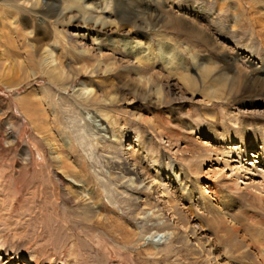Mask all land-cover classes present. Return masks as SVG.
<instances>
[{"label": "rangeland", "instance_id": "obj_1", "mask_svg": "<svg viewBox=\"0 0 264 264\" xmlns=\"http://www.w3.org/2000/svg\"><path fill=\"white\" fill-rule=\"evenodd\" d=\"M164 1L165 4L162 6ZM179 1L183 6L186 1L196 3V0ZM206 1L215 3V11L221 8L219 7L221 4L226 3L230 19H237V16L246 21L251 19L250 21L255 25L258 48L264 51V24H258L259 20L264 21V0ZM157 2L161 7L156 5ZM166 2V0H142L138 3L136 7L147 9L146 11H161L164 18L155 24H148L146 28L139 31L141 33L138 35H145L150 39L155 50L154 53L158 52L160 48H172V55L174 59H177L173 66L174 73H172L176 75L175 77L172 76V73L167 75L172 74L171 77L176 79L177 76L186 73L196 81L197 87L194 92L184 91L185 95L182 97L186 96V98L181 99L179 95H169L168 101L171 100L169 106L160 105L152 93L151 99L145 102L138 98L132 102L129 100L128 108L124 109L122 114H118V117L114 116L118 120L114 129L107 121L102 122L98 118L94 120L93 109L79 107L78 110L82 115H78V112L68 114V119L61 116L65 123V130L60 131L51 127L54 143L63 147L62 139L69 142L71 138L76 143L79 149L78 154H81L88 164L85 170L86 174L80 173L86 182L83 187H80V184H75L77 187L66 186V183L61 184L58 181L60 177L66 180L65 170L62 169L61 164L52 159L50 150L42 141V136L34 131L33 125L22 114L17 104L16 94L24 95L34 87L47 86L46 78L40 75L37 80L21 82L18 89L14 90L6 89L0 82V264H224L225 262L230 264H264V257L260 256L262 254L259 251L260 247L257 246L253 238L250 240L245 234V230L250 227L251 223L247 219L250 217H255L258 221L264 219V212L250 208L252 199L256 204H264L262 202L264 201V193H262V188H264V154L254 155L251 149L244 151L241 145H236L239 139L232 141L229 134L230 132L237 134L241 129V131L254 130L259 123L264 121V90L251 96L249 94L234 96L227 103L217 100L207 103L200 93L203 88L199 82L198 67L202 63L210 65L216 63L221 67L219 55L215 54L212 48L200 45L199 31L201 27L198 24L194 25L193 39H189L190 37L187 36L185 22L180 21L176 30L173 28L176 25L172 27L168 24L169 20L181 18V14L186 11L184 9L181 13V10L179 11L175 6L168 2L166 4ZM225 6L222 7L226 10ZM11 9L13 10V8ZM1 19L0 15V74L7 71L5 66L13 67L11 79H18L23 75L16 65V57L18 56V59L24 62L25 55L26 58H29V54H32L33 57L39 59V53L33 54L28 50L29 47L24 49L23 39L14 42V47L7 45L3 33L9 34L10 30L6 26L4 29L2 28ZM17 19H20L22 23L25 20L21 31L26 38L27 32L31 30V24L28 25V23L31 22L24 16H19V18L17 16ZM35 24L33 27L36 26V31H41L37 36L40 37L43 49V43L46 41L44 40L45 36L48 39V28H46V23L45 25ZM72 33H76V31ZM13 37L16 39V35ZM187 40L193 41L195 47L187 48ZM26 43L31 48H35L38 44L29 38H26ZM262 55L264 53L260 52L259 56ZM191 56H194L196 60H193ZM233 61L238 63L239 59L236 58ZM259 73V76L264 78V71ZM81 81L77 80L71 83L66 91H56V93L68 98L72 97L80 88ZM127 96L131 98L126 94L125 97ZM131 108L141 114L147 123L136 122L134 125L135 121H131L132 118L129 116V113H133ZM51 111H54L55 114L57 112V116H60L59 110L53 107L49 110L50 121L53 120ZM158 125L169 127L170 140L154 131V127ZM128 127L130 128L128 129ZM200 127H213L219 133L224 132V136H219L217 140H204L205 136L198 134ZM228 128L231 130L230 132L226 130ZM101 129H103L102 133L99 132ZM130 129L129 138L125 143L123 142V145L132 143L134 136L132 132L137 129L145 139L147 149L153 151V157L157 159L158 164L165 165L166 158L171 157L178 163L184 164L190 171L192 170L191 172L188 170L190 177L200 174L205 198L200 202L199 200L198 202L193 201L196 197L200 199L197 191L195 197L192 198V203H188V205L194 214L198 215L201 225H203L202 229L195 226L197 238L201 239V242L209 240V244L214 247V253L218 256L216 260L213 259V255L207 256L206 252L200 253L197 250L196 239L193 240L190 235L188 236V238L191 237L187 243L188 246L178 244L176 238L183 235L185 228L180 230L179 235H172L171 231L167 229L162 230L164 220L161 219L160 211L152 215L151 211L145 209V212L143 211L138 216H132L127 211L128 203L124 202L126 197H122L120 194L122 192L129 194L128 189L127 187L123 188V185L116 183L115 178L109 176L111 166L104 161L106 149H101L100 144H104L106 141L107 149H109L114 142L112 130L128 132ZM221 139H227V141L221 142L219 141ZM203 141H206L204 143L215 151V154L212 153L208 158L192 155L191 152L195 150V145ZM29 149L32 151L30 157L26 154ZM133 150H138V148L134 147ZM74 157L75 155H73ZM60 166L61 168H59ZM75 174H71L70 177L75 179ZM87 179L90 180V183ZM75 180H78L77 177ZM162 188L163 186L157 191L159 194L143 192L139 196L143 200H153L159 209H162L160 206H173L178 203L181 208L180 213L185 215L183 224L190 225L189 227L195 225L196 221L192 219L193 215L190 216V212L187 210L188 205L184 201L175 202L165 188ZM77 189L85 191L82 194L83 200L86 199L85 203H89L87 205L82 203L84 205L82 209L78 208L81 207V204L77 201V203L74 202L71 197ZM172 191L175 192V190ZM88 193L95 195L96 198L92 201L87 200ZM175 194L177 193L175 192ZM220 194H225V197L236 203L227 206L221 205V202L218 201ZM66 196H70V198ZM255 196H259L258 199ZM160 199H163L162 202ZM94 201L100 204L95 208H98L103 217L99 215L100 218H97L98 215L87 213L90 209L88 205H92ZM215 206L220 207L221 212H224L225 216H222L223 219L220 218V221L222 220L223 224L226 223V226H229L227 222L231 220L228 215L241 220L239 238L246 235L245 239L243 237L246 246H242L240 250L227 247L226 233L217 232L212 228L206 229V224L217 216V211L212 209ZM249 208L251 210L247 212ZM127 229L137 234L131 243L124 235ZM189 230L190 228L185 232L189 234ZM205 236L209 238L205 239ZM168 244L177 254L171 253L166 256ZM147 246H153L159 251L157 259L146 254L144 249ZM193 253H198L199 256L196 257Z\"/></svg>", "mask_w": 264, "mask_h": 264}, {"label": "bare ground", "instance_id": "obj_2", "mask_svg": "<svg viewBox=\"0 0 264 264\" xmlns=\"http://www.w3.org/2000/svg\"><path fill=\"white\" fill-rule=\"evenodd\" d=\"M140 1L142 0H102L99 2L96 0H0L2 28L4 29L6 26L10 30L9 34L3 33L7 41L5 43L14 47V42L23 39L25 40H22L24 49L29 47L28 50L32 51L33 54L39 53V59L33 57L32 54H29V58H26L25 55L24 62L18 59L17 56L15 59L17 63H15L23 76L18 79H11L14 68L5 66L7 71L1 72L0 82L6 89L14 90L18 89L21 82L37 80L40 75L46 78L47 86L34 87L24 95L18 93L15 96L22 114L33 125L34 131L42 136V141L50 150L52 159L61 164L62 169L65 170L66 180L63 177L58 179L61 184L66 183V186L80 184V187H83L86 182L80 173H85L88 166L85 158L78 154L79 149L76 143L71 140L72 138L69 142L62 139L63 147L59 145L58 147L54 143L51 127L64 131L63 118L68 119V114L78 112V115H82L78 110L79 107L93 109L95 114L92 117L94 120L98 118L102 122L107 121L114 129L118 124V120L114 116L118 117V114H122L123 110L128 108L129 100L132 102L138 98L145 102L150 100L151 95L154 94L160 105L169 106L171 104V100L168 101L169 95L174 94L179 95L181 99L186 98V96L182 97L185 95L184 91L194 92L197 87L196 81L186 73L174 79L176 74H173V66L177 59H174L172 55V48H158V52L154 53L155 50L150 39L145 35H138L141 33L139 31L146 28L148 24H155L164 19L160 10V12H152L136 7ZM166 1L179 11L181 10V13L184 9L186 11V13L181 14V18L169 20L168 24L172 27L176 25L173 27L176 30L180 21L185 22L189 39H193L195 35L194 25L198 24L201 27L199 31L200 45L212 48V51L219 55L218 57L222 63L221 67L216 63H212V65L202 63L198 67L199 82L203 88L200 93L207 100V103L212 100L227 103L234 96L243 94L251 96L264 90V78L259 76V72L264 71V55L259 56V53H264V51L258 48L255 25L250 21L251 19L246 21L239 19L238 16L237 19H230L228 16L229 9L225 6L226 3L221 4L219 6L221 8L215 11V3L212 4L211 1L196 0V3L186 1L184 6L179 0ZM163 4H165V1L162 2V6ZM156 5H158V2ZM222 6H225L226 10ZM158 7L161 6L158 5ZM17 16L18 18L24 16L31 22L28 23V25L31 24V30L27 32L30 37L26 36V38L38 43L35 48H31L26 43L25 35L21 31L25 20L22 23L20 19H17ZM35 23L44 25L46 23V28H48V39L45 36L44 40L46 41L43 43V49L40 37L37 36L38 32L41 31H36V26L33 27V25H36ZM258 24H264V21L259 20ZM73 31H76V33H72ZM15 35L16 39L13 37ZM187 44V48L195 47V43L191 40H187ZM146 52L147 54H145ZM191 58L195 59L194 56H191ZM236 58L239 59L240 63L233 61ZM170 73L173 74H171L174 76L173 78L171 75H167ZM77 80L82 81L76 95L68 98L65 95L56 93V91H66L69 85ZM123 91L124 93H122ZM126 94L131 98L125 97ZM53 107L59 110L60 116H57V112L55 114L54 111H51L53 120L50 121L49 110ZM131 109L133 113H129V116L132 118L131 121H135L134 125L136 122L144 121V123H147L141 114L135 112L134 108ZM226 130L231 131L229 128ZM241 130L237 134L236 132H230L231 140L239 139L236 145H241L244 151L245 149H251L254 155L264 154V121L259 123L254 130ZM117 131L119 130H112L115 143L113 142L109 149H107L108 144H106V141H104V144L101 143L100 147L106 149L104 161L111 166L109 176L115 178L116 183L123 185V188L127 187L128 189L129 194L122 192L120 195L126 197L124 202L128 203L127 211H129V214L138 216L146 209L151 211L152 215H155L160 211L161 219L164 220L162 230L167 229L171 231L172 235H179L180 230L185 228L183 235L176 238L177 243L185 246L192 237L193 240L196 239L197 250L200 253L206 252L207 256L213 255V259L216 260L218 256L214 253V247L209 244V240L201 242V239L197 238L198 234L195 226L202 229L203 225H201L198 215L194 214V211L188 205V203H192V198L195 197L197 191L200 199L196 197L193 201L198 202L199 200L200 202L201 199L205 198L200 174L190 177V170L184 164L171 159V157L166 158L165 165L163 163L162 165L158 164L157 159L153 157V151L147 149L145 139L141 136L139 130L134 129L132 143L124 145L123 142L125 143L129 138L128 135L131 133V129L128 132H125V130ZM154 131L170 140L169 132L171 131H169L167 125H158L154 127ZM99 132L102 133L103 129ZM198 134L205 136L203 139L207 141L217 140L219 136H224V132L219 133L213 127L201 128ZM219 141H227V139ZM204 142L206 141L196 145L194 143L195 150H192L191 154L200 158H208L212 153L215 154V151L211 150ZM134 147H137L138 150H133ZM188 150L185 151L188 152ZM26 154L30 157L32 155L31 149ZM73 155H75L74 158ZM74 173H76L75 176L78 180H75V176V179L70 177ZM88 183H90V180H88ZM162 186L175 202L184 201L188 205L187 210L190 212V216L193 215L192 219L196 221L195 225L189 227L190 225L183 224L185 215L180 213L181 208L178 203L173 206H160L162 209H159V206L156 202L153 203V200H143L139 196L143 192L159 194L157 191ZM262 189L261 191L264 193V188ZM172 190H175L177 194ZM84 192L83 189L80 191L77 189L71 196L74 202L77 201L81 204V207H78L79 209L84 207L82 203L89 204L85 203L86 199L83 200L82 194ZM97 196L99 195L97 194ZM225 196V194H220L218 197L221 205L227 206L236 203ZM66 197L70 198V196ZM255 197L258 199L259 196ZM95 198V195L88 193L87 200L92 201ZM225 199L227 200L224 201ZM262 202L264 203V201ZM97 203V201H94L92 205H88L90 209L87 213L96 214L98 215L97 218H100L102 213L98 211V208H95V206H100ZM156 208L158 209L155 211ZM250 208L264 212V204H256L253 199ZM250 208L247 212L251 210ZM164 209L165 212L163 213ZM212 209L217 211V216L206 224V229L212 228L217 232L226 233L227 247L236 250L246 246L244 239L247 235L250 240L252 238L255 240L257 246L260 247L259 251L262 252L260 256L264 257V219H261L262 221H258L255 217L247 219L251 221L250 227L245 230L246 235L239 238L241 225L239 223L241 220L228 215L231 220L227 222L225 219L229 225L226 226V223L223 224L224 222L220 221V218L223 219L222 216H225L224 212H221V208L215 206ZM167 212H169L168 217L166 216ZM89 221H91L90 218ZM189 228V234H187L185 231ZM124 235L131 243L137 234L127 229ZM189 235L190 238H188ZM208 238L205 236V239ZM235 245H237L236 248ZM144 251L149 256L158 258L159 251L155 247L147 246ZM175 252L172 246L169 245L166 256L171 255V253L177 254ZM193 254L196 257L198 255V253ZM224 264L230 263L225 262Z\"/></svg>", "mask_w": 264, "mask_h": 264}]
</instances>
